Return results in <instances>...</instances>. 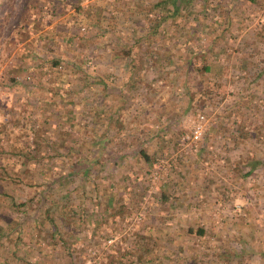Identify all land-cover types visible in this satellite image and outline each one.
Segmentation results:
<instances>
[{"label":"rangeland","instance_id":"rangeland-1","mask_svg":"<svg viewBox=\"0 0 264 264\" xmlns=\"http://www.w3.org/2000/svg\"><path fill=\"white\" fill-rule=\"evenodd\" d=\"M155 1L0 0V264H264V0Z\"/></svg>","mask_w":264,"mask_h":264},{"label":"trees","instance_id":"trees-1","mask_svg":"<svg viewBox=\"0 0 264 264\" xmlns=\"http://www.w3.org/2000/svg\"><path fill=\"white\" fill-rule=\"evenodd\" d=\"M193 0H157L155 2H152L150 5H149V14L151 13L152 16H151V19L147 17V19L153 21V25L151 26V31L153 34L156 35V33H160L161 31L160 30H163V25L165 22H167L169 19H171L172 17L174 16H179V15H182L183 12L186 10L185 7L188 6V3L187 2H191ZM249 1H252V0H249ZM202 3V2H201ZM181 4H184L181 6ZM202 7V6H201ZM160 8H163V10H160ZM214 8V7H213ZM151 11V12H150ZM94 14H97V17H101L102 16V12L100 11V8H98V6H96L95 8V13ZM96 22V21H95ZM172 28H175V26H171ZM177 28V27H176ZM144 39H146V37H143L141 39V41H145ZM140 49L138 47H136V44H132L129 48L127 49H122L121 52H120V55L118 54H114L112 55L113 58H116L118 56H121V58H125V59H128L129 61V66H130V69L131 70H134V62H135V57L136 56H139V53L137 55V52H141L139 51ZM145 53V52H143ZM130 62L131 64L133 65H130ZM58 63V60H52L51 61V64L52 65H57ZM202 69H207L206 66H202ZM224 69V68H222ZM223 71V70H222ZM94 81H97L94 79ZM93 81V82H94ZM13 82H14V79H13ZM96 83V82H95ZM188 92V91H186ZM192 96H189V101L191 100L192 101ZM196 101V99H194ZM197 100H201V99H197ZM202 104V102H201ZM116 112L118 113L120 110H121V107H116L115 108ZM68 115H65L64 117L65 118H69V116H72L70 118H78V116H75L71 114H69V116L67 117ZM112 116V113L110 114H107V117L110 118ZM71 125V122L72 121H68ZM73 124V123H72ZM40 141V138L36 137V139H34V142L35 141ZM104 143L105 142V139L103 138V136L101 137H98L96 140H95V143ZM35 149L32 151V153L30 155H22V156H26V157H31V158H36L35 156H38L37 155V151L39 152V143H36L35 144ZM139 154L141 156H143L145 159H149V157H147V155L145 153H143V151H139ZM42 155H39V157H41ZM88 158V157H86ZM82 159V163L84 164V168L85 170H89L92 166V164L95 162L93 161L92 163H84L83 160L87 161V159ZM97 161V159H95ZM77 162H79V160H77ZM259 167H262V178L264 180V161L260 160L259 159ZM254 166H249V169L248 171L246 172V174H248L252 169H253ZM71 173V172H70ZM165 197V195H163ZM11 206H14L17 210L19 208H23L25 210L26 206H27V203L26 202H20V203H16L14 204L13 202H11ZM45 214V218L50 222V226H51V230L52 231H55L56 228L53 227V224H54V221H53V218H51L48 213L46 214L47 210H44L43 211ZM25 217L27 218L28 215L27 214H24ZM23 215V216H24ZM17 224H19L17 222ZM5 225V223L3 222L0 223V238L3 237V236H7L8 234V231L5 230V228L3 227ZM10 230H14L16 228V225H10L8 226ZM186 232L190 235H193V236H197V237H200V236H203L204 234V230L201 228V227H187L186 228ZM138 259H140V257H137Z\"/></svg>","mask_w":264,"mask_h":264},{"label":"built area","instance_id":"built-area-1","mask_svg":"<svg viewBox=\"0 0 264 264\" xmlns=\"http://www.w3.org/2000/svg\"><path fill=\"white\" fill-rule=\"evenodd\" d=\"M205 129V119L203 115L198 113L192 121V125L185 137L193 148L197 147V143Z\"/></svg>","mask_w":264,"mask_h":264}]
</instances>
